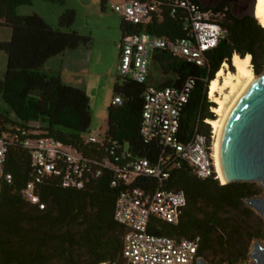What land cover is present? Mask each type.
I'll return each instance as SVG.
<instances>
[{"label": "trees", "instance_id": "1", "mask_svg": "<svg viewBox=\"0 0 264 264\" xmlns=\"http://www.w3.org/2000/svg\"><path fill=\"white\" fill-rule=\"evenodd\" d=\"M44 1L62 6L66 3V0ZM143 1L161 2L159 16L142 25L121 19L122 36L142 31L171 39L186 36L189 23L186 9L177 8L172 15L169 0ZM101 2L105 7L108 0ZM239 2L221 0L217 6H203L213 10L227 7L219 43L205 53L203 66L186 65L164 49L156 50L152 57L163 74L175 76L156 86L178 85L181 76L195 79L181 113L179 132L183 141L195 132L210 133V124L205 119H215L212 108L216 103L208 97L209 83L223 63H231L235 54L251 55L255 73L264 70V27ZM22 7L25 12L19 10ZM75 19V10L65 8L58 16L57 26H53L34 9L32 0H0V28L12 31L9 39L0 40V54L7 56L0 94L16 116L13 119L8 111H0V136L6 134L9 141L6 170L12 175L10 182H3L0 196V264H125L122 247L126 228L114 218L122 186L112 185L114 168L133 158L147 157L152 162L160 158L169 160L168 153L161 155L158 145L146 144L140 136L143 96L149 83L129 77L117 75L114 80L113 98L119 95L122 102L108 107L102 142L86 141L92 120L87 91L64 83L60 70L46 67L49 59L92 43L91 36L72 28ZM18 126L30 134L17 131ZM38 136L53 137L71 145L93 168L101 170L82 189L65 188L59 178L45 180L40 185L46 203L43 210L30 206L22 193L33 174L31 156L23 143L26 138ZM167 167L170 176L165 187L183 190L187 203L177 224L152 217L149 232L182 237L200 235L197 258L216 251L235 260L246 258L241 242L245 234L227 227L223 213L242 211V208L252 212L246 198L258 196L262 192L260 184L222 183L213 177L199 179L186 162ZM156 182L146 179L141 184L155 187ZM262 234L258 225L254 235Z\"/></svg>", "mask_w": 264, "mask_h": 264}, {"label": "built area", "instance_id": "2", "mask_svg": "<svg viewBox=\"0 0 264 264\" xmlns=\"http://www.w3.org/2000/svg\"><path fill=\"white\" fill-rule=\"evenodd\" d=\"M169 1L172 3V15L177 8L188 12L186 36L171 39L144 31L126 33L120 41V76L139 83L148 82L150 63L158 49L169 51L186 65L201 67L205 64V53L218 45L227 7L213 10L193 0ZM160 5L161 2L155 1L126 0L112 5V9L124 21L142 25L159 16ZM194 85L192 76H184L178 85L159 87L148 84L145 89L139 133L144 143L158 145L161 155L168 153V162L161 158L152 162L147 157H140L114 168L112 185L122 186L115 203L114 218L126 228L122 247L125 264H193L198 259L200 235L182 237L149 232L152 217L177 224L187 203L183 190L165 187V180L170 176L168 164L186 162L194 168L197 178L213 177L222 182L216 168L215 129L212 127L209 134L195 132L184 141L180 137L181 113ZM121 102L119 95L112 101L115 105ZM205 122L209 123V119ZM15 129L30 134L22 127ZM102 140L100 133H90L86 137L89 143H100ZM23 144L30 153L33 174L22 193L28 204L39 210L46 207L40 185L48 178H59L65 188L82 189L90 177L101 173L75 148L53 137L26 138ZM8 151L9 141L3 134L0 136V196L3 182L12 179L11 173L6 170ZM110 151L113 153L114 148ZM146 179H156V186H142Z\"/></svg>", "mask_w": 264, "mask_h": 264}, {"label": "rangeland", "instance_id": "3", "mask_svg": "<svg viewBox=\"0 0 264 264\" xmlns=\"http://www.w3.org/2000/svg\"><path fill=\"white\" fill-rule=\"evenodd\" d=\"M33 7L41 14H43L50 22H55L57 26L56 11L62 8H72L76 12V19L72 26L81 34L89 35L92 37V43L88 45L90 48L89 58V74H83L84 77L88 76V89L87 93L90 97L91 107V125L87 136L92 134H104L107 129V116L108 107L111 105L114 96V80L119 75L118 65L120 62V47L119 43L122 37L120 28L121 17L113 11L112 5L121 4L124 0H108L105 7H102L101 0H66L65 5L53 4L44 0H32ZM221 0H199L203 6H217ZM245 12L254 13L256 0H239ZM236 6L234 5V9ZM239 9V6H238ZM7 32L0 28V40H4ZM5 54L0 55V72H3L6 64H2ZM225 70L235 71V67L231 63L225 62ZM251 67L256 74L250 58ZM173 74L165 75L160 69L151 61L149 82L153 85L163 82L166 78L172 79ZM184 76H181L183 78ZM209 97V95H208ZM210 98V97H209ZM212 100V98H210ZM232 98L227 101L231 102ZM213 101V100H212ZM214 102V101H213ZM217 105V104H216ZM214 108V107H213ZM0 111H8L11 118L16 119L15 114L9 110L7 104L4 102L0 94ZM216 115V114H215ZM212 128V126L210 125ZM258 196L264 195V188ZM252 209V208H251ZM227 227L239 232L241 235V242L246 249V258L235 260L226 257L224 253L220 252H207L204 258L210 264H255L251 252L255 243L258 241L264 246V217L257 211L252 209V212H247L242 208V211L227 210L223 213ZM260 225L262 227V235H254V230ZM109 264L108 262H106ZM197 264V262H196Z\"/></svg>", "mask_w": 264, "mask_h": 264}, {"label": "water", "instance_id": "4", "mask_svg": "<svg viewBox=\"0 0 264 264\" xmlns=\"http://www.w3.org/2000/svg\"><path fill=\"white\" fill-rule=\"evenodd\" d=\"M219 145L225 183L257 182L264 188V71L238 98ZM246 205L264 217V195L246 198ZM251 256L255 264H264V246L258 241ZM197 264L210 263L198 258Z\"/></svg>", "mask_w": 264, "mask_h": 264}, {"label": "bare ground", "instance_id": "5", "mask_svg": "<svg viewBox=\"0 0 264 264\" xmlns=\"http://www.w3.org/2000/svg\"><path fill=\"white\" fill-rule=\"evenodd\" d=\"M254 15L264 27V0H256ZM250 55L241 57L235 54L232 58V64L235 67V71L230 69L225 70L224 66L221 67L215 75V78L209 83L208 95L217 104L213 108V112L216 114L215 119H209L210 125L216 131V143H215V157L216 168L223 183V171L220 162V145L223 129L226 121L234 109L238 98L248 88V86L256 80L257 76L254 74L250 63ZM232 98L231 102L227 104V101ZM107 264V263H101Z\"/></svg>", "mask_w": 264, "mask_h": 264}, {"label": "crops", "instance_id": "6", "mask_svg": "<svg viewBox=\"0 0 264 264\" xmlns=\"http://www.w3.org/2000/svg\"><path fill=\"white\" fill-rule=\"evenodd\" d=\"M63 9L64 8H62L61 10L57 9L56 15L59 16V14L62 12ZM19 10L21 12L26 11L24 7L20 8ZM44 18L47 20L45 16ZM57 20H58V17H57ZM47 22H49L53 26L56 25L55 22H50L49 20H47ZM2 29H4L7 32L6 33L7 36L5 37V39H9L12 34L11 29H8V28H2ZM119 47H120V43H119ZM89 52H90V48L84 45L79 46L76 49L67 50L64 53L49 59L46 63V67L51 70H60L62 80L64 83L78 86L87 91L88 89L87 87L89 83L88 76L86 75L84 77L83 74L90 73V70H89L90 59H88ZM6 62H7V56L5 55V57L2 60V64L5 65ZM3 75H4L3 72H0V78H2ZM148 83L151 84L149 80H148Z\"/></svg>", "mask_w": 264, "mask_h": 264}]
</instances>
